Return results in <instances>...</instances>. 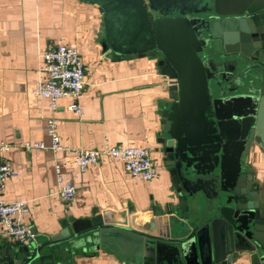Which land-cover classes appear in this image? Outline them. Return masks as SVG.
Segmentation results:
<instances>
[{
    "label": "water",
    "instance_id": "1",
    "mask_svg": "<svg viewBox=\"0 0 264 264\" xmlns=\"http://www.w3.org/2000/svg\"><path fill=\"white\" fill-rule=\"evenodd\" d=\"M83 1L103 15L106 57H157L172 81L157 152L180 207L76 220L50 238L32 230L33 246L0 237V264H46L43 250L74 238L128 264H264V200L246 171L264 150V0ZM207 44L218 60L202 58ZM214 81L231 89L216 97Z\"/></svg>",
    "mask_w": 264,
    "mask_h": 264
},
{
    "label": "crops",
    "instance_id": "2",
    "mask_svg": "<svg viewBox=\"0 0 264 264\" xmlns=\"http://www.w3.org/2000/svg\"><path fill=\"white\" fill-rule=\"evenodd\" d=\"M102 21L99 9L83 0H0V141L50 146L46 122L54 116L64 147L97 150L107 142L147 148L158 171L157 178L146 182L131 178L122 163L110 158H101L81 172L66 151H12L7 158L19 176L8 181L5 198L28 202L30 211L23 223L49 238L66 229L73 234L71 226L76 220L103 215L107 221L124 222L131 214L158 209L165 213L180 207L169 169L157 152L163 112L172 104L171 81L162 74L157 57H106L98 39ZM59 45L77 47L86 66L79 99L82 116L68 110L70 99L60 100L53 112L48 101L33 94L45 76L40 71V54ZM201 56L205 61L218 60L210 44ZM212 85L216 97L231 89L224 83L218 92L215 81ZM58 168L64 183L77 188L71 203L58 195ZM246 171L254 176L264 200V150L256 147ZM0 237L12 246L24 247ZM43 252L46 264H128L114 251L96 249L83 238Z\"/></svg>",
    "mask_w": 264,
    "mask_h": 264
},
{
    "label": "built area",
    "instance_id": "3",
    "mask_svg": "<svg viewBox=\"0 0 264 264\" xmlns=\"http://www.w3.org/2000/svg\"><path fill=\"white\" fill-rule=\"evenodd\" d=\"M40 71L45 76L38 80L33 94L48 101L53 112L58 110L60 100L70 99L72 103L68 106V110L82 116L83 109L79 104V99L85 88L86 66L79 49L68 45L47 49L40 54ZM58 128L59 121L54 116L50 117L46 122V132L51 139L50 146L44 142L9 143L0 141V234L20 246H30L35 241L36 235L23 223V217L30 211L28 202L23 200L8 202L5 198L8 181L19 176L18 170L7 158V155L12 151H66L73 156L75 164L81 172L97 165L101 158L105 157L122 163L133 179L149 182L158 177L157 167L153 162L150 149L111 146L107 142L97 150L67 148L60 142ZM57 173L60 185L58 195L64 202L71 203L77 195V188L69 182L64 183L59 168Z\"/></svg>",
    "mask_w": 264,
    "mask_h": 264
},
{
    "label": "rangeland",
    "instance_id": "4",
    "mask_svg": "<svg viewBox=\"0 0 264 264\" xmlns=\"http://www.w3.org/2000/svg\"><path fill=\"white\" fill-rule=\"evenodd\" d=\"M210 88H211V91L213 92L214 91V86L212 84H211V87Z\"/></svg>",
    "mask_w": 264,
    "mask_h": 264
}]
</instances>
